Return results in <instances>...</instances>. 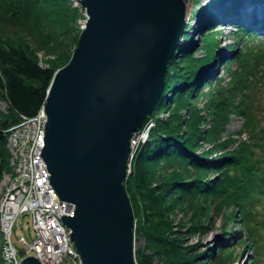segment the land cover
Returning a JSON list of instances; mask_svg holds the SVG:
<instances>
[{"label": "trees", "instance_id": "trees-1", "mask_svg": "<svg viewBox=\"0 0 264 264\" xmlns=\"http://www.w3.org/2000/svg\"><path fill=\"white\" fill-rule=\"evenodd\" d=\"M71 3L0 0V100L7 105V111L0 112V182L10 166L9 129L40 111L59 67L42 66L14 37L46 22L51 28L46 26L47 33H53L57 24L69 31L71 16L79 15ZM261 8L264 0H213L194 11L197 24L189 25L184 41L197 29L212 28L202 32L194 51L187 41L177 49L153 114L156 124L141 143L133 176L126 182L133 196L147 205L149 217L139 230L147 236L152 254L139 253V264H152V258L163 264H235L244 248L252 252V264L264 257V39L257 38L259 31L252 29L264 27ZM245 20L250 25L243 24ZM222 22L236 27L232 32L237 41L244 35L250 39L241 46H229L233 56L221 60L223 30L211 24ZM218 62L223 72L215 76L212 70ZM233 112L243 124L227 132ZM175 208L192 215L191 231L206 227L202 217L209 211L225 216L222 231L226 238L233 233L231 225L238 222V239L217 245L215 251L198 252L194 245L184 246L181 235L170 236L172 222L165 218Z\"/></svg>", "mask_w": 264, "mask_h": 264}, {"label": "water", "instance_id": "water-1", "mask_svg": "<svg viewBox=\"0 0 264 264\" xmlns=\"http://www.w3.org/2000/svg\"><path fill=\"white\" fill-rule=\"evenodd\" d=\"M199 1L202 8L213 0ZM78 2L85 27L48 89L40 155L52 186L72 208L61 219L82 264H137L135 215L124 183L130 139L156 111L198 8L186 0ZM20 264L42 263L28 255Z\"/></svg>", "mask_w": 264, "mask_h": 264}, {"label": "built area", "instance_id": "built-area-1", "mask_svg": "<svg viewBox=\"0 0 264 264\" xmlns=\"http://www.w3.org/2000/svg\"><path fill=\"white\" fill-rule=\"evenodd\" d=\"M74 1L76 5L79 3ZM45 121L42 107L35 116L24 117L9 129L8 147L19 148L15 159L20 176L5 190L0 204V264H20L23 257L31 253L48 260V264H82L71 240V231L61 219L63 214H72L71 208L52 186L47 165L40 155ZM154 125V121H149V127ZM142 132H135L131 137L129 161L146 141V133ZM23 215L30 216L35 239L28 243L23 235L20 236V241L28 247V250L23 248L24 255H21L12 240V229Z\"/></svg>", "mask_w": 264, "mask_h": 264}, {"label": "rangeland", "instance_id": "rangeland-1", "mask_svg": "<svg viewBox=\"0 0 264 264\" xmlns=\"http://www.w3.org/2000/svg\"><path fill=\"white\" fill-rule=\"evenodd\" d=\"M204 1L206 0H202V3H205ZM71 4H72V7H75L77 9L79 15L74 19L71 16L69 27H68L69 31L67 28H64V27L61 28L60 25L57 24L56 27L54 28L53 33L51 30L48 31L47 33L49 24L48 22H46L45 25L39 26L34 31H31V30L24 31L25 35L18 34L19 36L16 35L14 37L17 42L26 46L31 56L36 58V60L42 66H49L51 63L57 64L59 67H57L56 71L69 62L78 44L80 34L83 28L85 27V22H86L85 9L80 3L76 5L74 0H72ZM261 10L263 9L261 8ZM262 12H264V10ZM252 13L256 14L257 12H254L253 10ZM193 14L191 16V19L193 20L190 22V26L197 24V19H194ZM70 15H72V12L70 13ZM259 16H261V18H264L263 13L261 15L259 14ZM211 26H213L214 28L215 27L217 28L220 25L218 26L211 25ZM209 28H212V27H203L202 32L204 33ZM222 32H223V38H222L223 46L225 47H227L229 44H233L234 42H236L239 46H241L246 40H248V38L250 39L249 35H244L241 40L237 41L232 31H229L228 29H224ZM258 37H261L264 39V33H260L259 36H257V38ZM257 38H253V39H257ZM195 39H196V35L192 36L189 39H186L185 41L183 40V42L187 41L186 43L187 46L192 47L193 44L195 43ZM195 48L196 47H194L191 51H194ZM200 52L201 51L198 50L195 53V55L199 56ZM219 66L216 68L217 70L214 73L215 76H220L223 72L222 66L220 67ZM6 111H7L6 103L0 100V112L5 113ZM165 115H167V113H163V116ZM231 117L232 119L227 125V132L237 131L242 127V124H243V119L240 116H238L236 113L234 112L231 113ZM150 128L151 127H149V122H148L145 125H143L142 128L139 130V131H143L146 133L145 137L146 136L147 137L145 140H147L149 137ZM130 143H131V139H130ZM7 146H8V142H7ZM8 148L10 152V166H9L8 171L4 173L3 178L0 182V204H1V200H2L5 190L10 187V185L13 183L14 180L16 179L19 180V176H20V171L18 170V167H16L17 161L15 159V153H17L19 148L18 147L13 148V146L8 147ZM137 151H136V154H137ZM136 154L133 156L132 161H129V157H128L127 174H126V178L124 181L125 187H126V182L128 181V179L133 176L134 162H135L134 159L136 157ZM128 170H129V173H128ZM126 190L131 198V202L134 208V214H135V229H134V233H135L134 245L135 246L134 247H135L136 261H137V264H139L137 260L139 253L143 252L145 255L152 254L151 253L152 251L149 248V241L147 239V236L139 230V225L146 224L149 220L148 219L149 217L147 214L148 213L147 205L144 204V202L141 201V199L139 200L137 199V197L133 196V193H132L133 190L129 191L127 188ZM159 204L160 203L158 202V205ZM162 205H164L165 207L170 206L172 208L170 204L168 205L166 203H162ZM156 215H159V213L158 214L156 213ZM166 215L167 216H165V218L167 219L169 218L170 221L172 222L171 224L172 226L170 229V233H171L170 236L175 237V236L181 235L182 239L185 240V242H183V245L184 246L194 245L196 246L197 248L196 250L198 252L208 250L212 247H214V251L217 250L216 246L220 245L222 242V238H224L222 226L225 223V216L223 215L218 216L216 214H213L212 211H209V214L206 215V217L205 216L202 217V221H203L202 223H204L206 227L203 228V230H192V231L189 229V227L191 226V220H190V218L192 217L191 214L187 215L180 209L175 208L174 210L173 209L168 210ZM210 220H213V223L210 224L211 222ZM239 229H240V224L238 222L231 225L230 231L234 233L231 235L230 242L229 243L227 242V244H233L238 239L237 231ZM21 235L25 237V240L28 243H32L33 240L35 239V230L33 229L32 221L29 215L20 216V218L18 219V221L16 222L12 230V240L14 244L19 248L20 251L23 248L28 250L27 245L23 243L22 241H20ZM246 235L248 236L247 233ZM0 242H1V235H0ZM261 245L264 247V241H261ZM236 249L237 251L241 250L240 247L238 246L236 247ZM241 252L242 253H241V256L239 257V264H248L246 259L247 257L253 255L252 252L249 251V249L247 248H244L243 250H241ZM29 255H33V254L31 253ZM261 262L264 264V257L261 259ZM152 264H163V262L155 258H152Z\"/></svg>", "mask_w": 264, "mask_h": 264}, {"label": "bare ground", "instance_id": "bare-ground-1", "mask_svg": "<svg viewBox=\"0 0 264 264\" xmlns=\"http://www.w3.org/2000/svg\"><path fill=\"white\" fill-rule=\"evenodd\" d=\"M186 1H188V2H192L193 0H186ZM194 2V1H193ZM206 6H208V5H206ZM196 10V9H195ZM193 13H194V11H193ZM212 18V17H211ZM193 19H191V21H192ZM195 26V25H194ZM198 26H196V28H197ZM195 44V43H194ZM193 44V45H194ZM194 46H192V48H193ZM231 119H232V117L230 118V121H231ZM154 121V123L156 124V122H155V119H154V117H153V114L152 115H150L146 120H145V122H144V124L143 125H145L146 123H148L149 121ZM229 124V123H228ZM227 124V125H228ZM155 126V125H154ZM153 126V127H154ZM153 127H151L150 128V130L153 128ZM139 131V130H138ZM137 131V132H138ZM235 132V131H234ZM8 134H9V132H8ZM7 141H8V135H7ZM132 160H133V158H132ZM135 160V159H134ZM133 210H134V208H133ZM71 211H72V208H71ZM135 215V214H134ZM18 221V220H17ZM63 222V221H62ZM16 224V223H15ZM64 224V223H63ZM14 227V226H13ZM13 230V229H12ZM135 246V245H134ZM21 255H24V254H21ZM40 260V262L42 263V264H48L49 263V261L48 260H45L43 257H42V260H41V258L39 259Z\"/></svg>", "mask_w": 264, "mask_h": 264}]
</instances>
